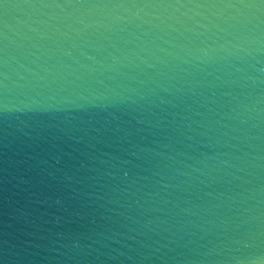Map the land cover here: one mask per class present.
Returning <instances> with one entry per match:
<instances>
[{"label": "water", "instance_id": "water-1", "mask_svg": "<svg viewBox=\"0 0 264 264\" xmlns=\"http://www.w3.org/2000/svg\"><path fill=\"white\" fill-rule=\"evenodd\" d=\"M0 264H264V0H0Z\"/></svg>", "mask_w": 264, "mask_h": 264}]
</instances>
